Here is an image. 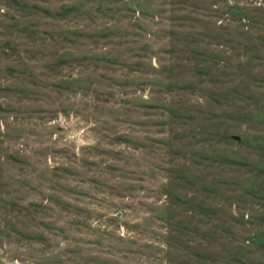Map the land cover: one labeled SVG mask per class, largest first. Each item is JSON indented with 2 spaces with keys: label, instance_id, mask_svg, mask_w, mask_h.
<instances>
[{
  "label": "rangeland",
  "instance_id": "rangeland-1",
  "mask_svg": "<svg viewBox=\"0 0 264 264\" xmlns=\"http://www.w3.org/2000/svg\"><path fill=\"white\" fill-rule=\"evenodd\" d=\"M0 264H264V0H0Z\"/></svg>",
  "mask_w": 264,
  "mask_h": 264
},
{
  "label": "trees",
  "instance_id": "trees-1",
  "mask_svg": "<svg viewBox=\"0 0 264 264\" xmlns=\"http://www.w3.org/2000/svg\"><path fill=\"white\" fill-rule=\"evenodd\" d=\"M63 8H74V6H71V7L64 6ZM43 10H44V12H49L50 11L49 9H44V8H43ZM57 13H60V12H57Z\"/></svg>",
  "mask_w": 264,
  "mask_h": 264
}]
</instances>
